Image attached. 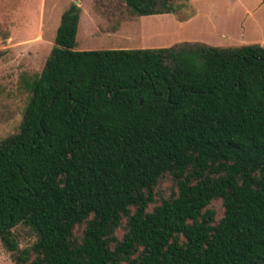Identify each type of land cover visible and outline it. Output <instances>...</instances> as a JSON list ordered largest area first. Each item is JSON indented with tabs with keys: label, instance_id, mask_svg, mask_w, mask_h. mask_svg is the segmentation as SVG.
<instances>
[{
	"label": "trees",
	"instance_id": "trees-1",
	"mask_svg": "<svg viewBox=\"0 0 264 264\" xmlns=\"http://www.w3.org/2000/svg\"><path fill=\"white\" fill-rule=\"evenodd\" d=\"M123 2L138 16L187 5ZM80 19L73 2L0 140L13 261L264 264V45L79 50Z\"/></svg>",
	"mask_w": 264,
	"mask_h": 264
},
{
	"label": "rangeland",
	"instance_id": "rangeland-1",
	"mask_svg": "<svg viewBox=\"0 0 264 264\" xmlns=\"http://www.w3.org/2000/svg\"><path fill=\"white\" fill-rule=\"evenodd\" d=\"M73 2L81 7L79 50L160 48L185 42L264 45L263 0H187L177 13L147 16L135 15L123 0H0V140L18 130L29 98L24 79L44 68L61 15ZM163 186L168 188V182ZM213 206L222 216L221 202ZM15 230L20 248L34 242L27 228ZM0 264H17L1 241Z\"/></svg>",
	"mask_w": 264,
	"mask_h": 264
}]
</instances>
